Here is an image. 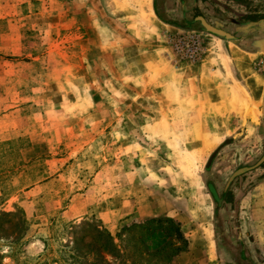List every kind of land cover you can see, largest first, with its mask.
<instances>
[{"label":"rangeland","instance_id":"1","mask_svg":"<svg viewBox=\"0 0 264 264\" xmlns=\"http://www.w3.org/2000/svg\"><path fill=\"white\" fill-rule=\"evenodd\" d=\"M12 3L0 264H59L70 222L160 216L186 239L168 264H264V0ZM196 15L229 37L182 24Z\"/></svg>","mask_w":264,"mask_h":264},{"label":"trees","instance_id":"2","mask_svg":"<svg viewBox=\"0 0 264 264\" xmlns=\"http://www.w3.org/2000/svg\"><path fill=\"white\" fill-rule=\"evenodd\" d=\"M63 233L68 237L58 250L59 264H168L186 248L178 222L169 216L122 225L114 234L89 218L65 224Z\"/></svg>","mask_w":264,"mask_h":264},{"label":"crops","instance_id":"3","mask_svg":"<svg viewBox=\"0 0 264 264\" xmlns=\"http://www.w3.org/2000/svg\"><path fill=\"white\" fill-rule=\"evenodd\" d=\"M16 8V5H13L12 0H0V19L6 18L11 11H14ZM11 37L8 34H4L2 37H0V58H4V56L10 57L13 55H18L17 48L11 47ZM241 50V49H239ZM230 56L232 57V52L230 51ZM4 59H10V58H4ZM233 59V57H232ZM235 63V61H234ZM16 116L10 115V113L7 112V110H4L0 113V134L7 133L10 130H13V127L18 124V119H15ZM44 136V135H43ZM4 139V138H3ZM32 141V146L26 147L25 151H30L32 147L36 146L34 145L33 138H30ZM40 141L44 144L45 143V136L44 139L41 137ZM42 146H40L41 148ZM119 214L121 212L118 211Z\"/></svg>","mask_w":264,"mask_h":264},{"label":"bare ground","instance_id":"4","mask_svg":"<svg viewBox=\"0 0 264 264\" xmlns=\"http://www.w3.org/2000/svg\"><path fill=\"white\" fill-rule=\"evenodd\" d=\"M231 52H232V57H233V60L235 61V65L236 67L240 70V71H243L245 72V63H244V58L242 57L243 55H241L242 51L241 50H238V48H233L231 49ZM250 86L252 87V89H255V90H259V86L261 84V81H260V78L255 76V77H252L251 79H249V82ZM239 88V87H238ZM244 91V90H242ZM244 95H246L245 91L243 92ZM247 97V96H246Z\"/></svg>","mask_w":264,"mask_h":264},{"label":"water","instance_id":"5","mask_svg":"<svg viewBox=\"0 0 264 264\" xmlns=\"http://www.w3.org/2000/svg\"><path fill=\"white\" fill-rule=\"evenodd\" d=\"M202 25L204 26L205 30H207V31H209V32H211V33H213V34H216V35H218V36H224V37H226V38L229 37L228 34H225V33H223L221 30L216 29V28H214V27H212V26H210V25H207V24L204 23V22L202 23ZM263 105H264V94H263V97H262V103H261V109H262V111H263ZM244 169H245V168L238 169V170H236L232 175H234V174H238V173L242 172ZM210 192H212V191H210Z\"/></svg>","mask_w":264,"mask_h":264},{"label":"flooded vegetation","instance_id":"6","mask_svg":"<svg viewBox=\"0 0 264 264\" xmlns=\"http://www.w3.org/2000/svg\"><path fill=\"white\" fill-rule=\"evenodd\" d=\"M205 23V21L203 20V17L202 16H192V18H183L182 20V24L183 25H186V26H192L196 23H199L202 25V23ZM215 26H218V25H215ZM216 28V27H215Z\"/></svg>","mask_w":264,"mask_h":264},{"label":"built area","instance_id":"7","mask_svg":"<svg viewBox=\"0 0 264 264\" xmlns=\"http://www.w3.org/2000/svg\"><path fill=\"white\" fill-rule=\"evenodd\" d=\"M199 54V46L197 40H191V48L189 51V58L194 59Z\"/></svg>","mask_w":264,"mask_h":264}]
</instances>
